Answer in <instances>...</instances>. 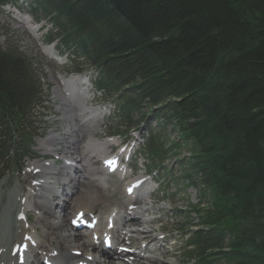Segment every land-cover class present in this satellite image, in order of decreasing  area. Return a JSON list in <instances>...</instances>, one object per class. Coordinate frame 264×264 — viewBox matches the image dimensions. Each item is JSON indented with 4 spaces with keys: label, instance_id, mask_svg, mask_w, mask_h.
I'll list each match as a JSON object with an SVG mask.
<instances>
[{
    "label": "trees",
    "instance_id": "obj_1",
    "mask_svg": "<svg viewBox=\"0 0 264 264\" xmlns=\"http://www.w3.org/2000/svg\"><path fill=\"white\" fill-rule=\"evenodd\" d=\"M18 2L0 0V10ZM30 11L73 70H95L93 86L117 114L114 134L138 131L149 108L151 169L190 141L184 177L211 201L194 211L202 228L186 231L187 264H264V0H33ZM37 74L0 46V168L21 163L38 137ZM171 123L172 146L154 134Z\"/></svg>",
    "mask_w": 264,
    "mask_h": 264
},
{
    "label": "rangeland",
    "instance_id": "obj_2",
    "mask_svg": "<svg viewBox=\"0 0 264 264\" xmlns=\"http://www.w3.org/2000/svg\"><path fill=\"white\" fill-rule=\"evenodd\" d=\"M33 0H19L18 7H15L19 11V16L13 12L12 8H3L0 10V46L2 48H11L16 50L18 53L25 56L30 62L33 68L37 71L38 78L42 83L43 96L45 97L43 101V107L35 109L33 111V119L40 120L34 121L35 124L41 125L36 127L35 133L38 135L37 139L34 141V146L29 147V154L26 156L29 158L28 161H24V165L22 163H18L14 161L11 164H6L5 168H0V196L2 195V199L0 202V226H4L2 222V218L5 219L6 215V228L8 227L10 216L8 214V206L11 204L12 198L9 194L10 191L14 187L18 185V182L24 187V190L27 189L30 180L28 181L27 176L30 171L29 165L34 162H42V160L53 159L56 163V168L61 169L62 163L61 159L66 154V127L68 124L66 121L62 119V111L59 109L60 102L55 93V88H60L58 84H60L58 80V76H63L65 78H69V76L75 74L73 71V66L71 64V60L73 57L67 53L66 51L59 52L60 58H62L66 63L64 66L57 65L54 61L50 60L48 57L44 56L40 50L39 45H52L55 44L54 49H57V42H53L52 44L47 41V33L50 30V25L46 21L45 18L39 17L37 21L32 12L30 11L31 3ZM23 15V16H22ZM26 16H29L32 24L27 23L26 21L23 23L22 19ZM31 25L32 27H30ZM33 27H39V30L36 32ZM36 32V37L35 33ZM79 62H82L80 59ZM87 66H80L79 74L82 76H86L88 78L89 87L86 90V99H87V107L96 108L102 110L103 116L102 120L99 121V129L94 134L96 139L98 138L100 141H111L109 144L107 151L111 152V154L118 153L117 145L118 143H123L121 146L126 147L124 145L125 141H130L129 146L133 143L137 145L139 155L136 156L137 162L133 159L134 155H132V159L130 163H128V179L122 180L120 178H116L114 176H110L107 184V179L104 181L107 185L106 188L97 186L95 183L88 188L87 193L85 194L82 190L78 194L65 195L55 197L52 196L53 212L59 218L58 221L61 225L65 224L64 212H70L76 201H83L85 205L83 208L85 213L89 215L96 216L98 218H102L106 216L112 209H116L119 211H125L127 206L138 202L139 200H131L123 194V187L131 181L138 177L150 178L153 180V184L149 186V189H153L152 194L149 196V211L146 212V218L150 219V224L147 225V228L150 231H153V235L149 233L148 237L142 242L137 240V236L135 235L132 238V245L134 254H139V248L141 246H146L150 248V250L158 249L155 253V264H187V252L186 249V241L189 239L188 235L184 231L189 230H197L201 229V219H199L198 214L194 211L205 210L211 201L210 199V190L208 188L201 187L200 189L194 185L193 187L188 184L185 179V174L188 171L187 168V158L190 149V141L187 142L185 148H181V150L176 151L174 155H169L164 162H161L156 165L153 169L149 170V163L146 157L142 154V147L144 146V139L142 138L143 130L148 127L149 128H157L156 124L153 121L148 120L150 110L146 108L138 113V116L143 115V123L138 121L136 128L139 124H142L140 132L136 130H129V134L126 137H123L122 140L116 138L117 135L114 134L113 130L118 127L117 114L113 112L114 104L111 99L104 98L103 93L97 91L91 86V82L94 83V72L95 70L92 68H86ZM156 108V107H155ZM154 108V109H155ZM137 116V115H136ZM133 119L137 120V117ZM160 122V121H159ZM158 125V124H157ZM156 130V129H155ZM136 131V132H133ZM50 133L59 134V136L64 137L63 140H58L54 145V149L57 154H45L41 143H44ZM120 133H126L123 130H120ZM154 134H160L161 136L167 139L168 144L176 143L177 140H180L179 131L173 123H171L168 127L164 128V130L157 132L154 131ZM90 137L87 134L82 135L80 143L83 141L81 148L84 146V143ZM121 138V137H120ZM79 143V144H80ZM141 148V151L139 152ZM43 158V159H41ZM183 160L185 161L183 163ZM89 163L93 168L100 170V162L97 159L89 160ZM135 165V167H134ZM133 166V167H132ZM21 168V169H20ZM149 173L151 175H149ZM76 173L72 172L71 175L74 176ZM70 175V176H71ZM57 178H60L57 176ZM83 179V177H82ZM53 180V187L56 190L61 191V186L58 184L59 182ZM156 184V185H155ZM60 193V192H59ZM70 193V192H69ZM9 199H8V198ZM70 201V209L63 210L61 205L64 200ZM128 200V202H127ZM9 202V203H8ZM146 203V202H145ZM6 204V213L4 212V206ZM34 204L38 206L37 200H32V206L28 208L31 209L29 214V218L31 222L36 220L37 216H45L50 217V215L44 214L45 210L39 211L35 210ZM39 214V215H37ZM42 216V217H43ZM200 216V214H199ZM43 223V221H42ZM134 224V223H133ZM105 222L101 221L99 227H104ZM83 233L82 231H80ZM39 238L42 237V229L38 230ZM41 235V236H40ZM134 241V242H133ZM124 242H117L116 244L122 245ZM100 244V241H99ZM135 244V245H134ZM76 246V245H73ZM79 248V247H78ZM115 245L113 247V250ZM118 247L116 246V249ZM79 252H82V248H79ZM112 250V251H113ZM37 251V252H36ZM30 255V262H33L36 258L35 263H42V257L39 254V251L36 250ZM109 251V253H112ZM152 256H154L152 254ZM41 257V261L40 260ZM98 258L103 261L101 256ZM111 257H109V262L111 261ZM117 263V262H116ZM223 262L221 261L220 264Z\"/></svg>",
    "mask_w": 264,
    "mask_h": 264
},
{
    "label": "bare ground",
    "instance_id": "obj_3",
    "mask_svg": "<svg viewBox=\"0 0 264 264\" xmlns=\"http://www.w3.org/2000/svg\"><path fill=\"white\" fill-rule=\"evenodd\" d=\"M25 21L30 22L28 17L22 19L23 23ZM60 82L63 87L55 88V93L60 102L59 109L62 111V119L70 124L66 127L65 139L68 146L66 154L61 159L62 167L61 169L56 168L52 160L34 162L28 166L30 172L27 179L30 182L27 189L24 190V187L18 182V185L9 192L12 198L11 204L7 208L10 224L6 228L5 215V219H1L4 226H0V264H38V262H34L36 258L30 262V255L36 250L39 251L42 260H47L52 264H155V260H157L155 253L158 249L152 251L147 246H141L138 255L130 253L131 240L135 235L140 242L145 240L149 233L153 235V231L147 228L150 219L146 218V212L150 208L145 205L147 202L145 200H149V196L152 194V190H149V179L143 183L142 179L138 178L135 181H130L125 187L126 189L124 188L126 195L125 192H128L133 184L139 183V189L133 190L129 197L131 200L139 201L135 202L134 206L129 204L125 211L112 209L106 216L98 218L85 213L83 201H76L74 207L70 209L71 200L68 199L64 200L61 205L63 210H71L68 213L64 212V225L58 221L59 216L54 214L52 196L78 194L81 190L86 194L88 188L94 183L102 189L105 188L104 181L112 174L121 179L128 176V169L125 170L124 166L118 164L116 171H111L106 165V161H118L120 156L109 158V152L106 150L111 141H100L94 135L99 129V121L104 116L99 110L87 107L86 89L84 88L86 79L75 77L65 80L62 78ZM84 134L90 138L81 148L83 141L81 143L80 141ZM63 138L59 134L50 133L45 142L41 143L45 154H57L54 145L58 140L62 141ZM90 159H97L100 162V170L91 166ZM72 172L76 174L72 176ZM53 180L59 182L61 191L53 187ZM1 190L2 188H0ZM2 197L1 195L0 202ZM34 199L39 204L38 206L34 204L35 210H45L44 214L50 215V217L37 216L36 220L31 222L28 213L32 210L28 208L32 206ZM6 207L5 204V213ZM81 213H83V220L94 224V229L84 231V234L74 230L71 226ZM20 215H24V219H20ZM101 221L105 222V226L98 228ZM39 229H42L41 238L38 234ZM103 235L111 242L112 247L109 251H112L115 245L112 253L102 247V242L95 243L96 236L97 240L101 241ZM116 241L124 243L120 245L116 244ZM31 243H34V246H30ZM78 247L82 248V252H79ZM17 249L20 250L17 251ZM76 251L79 252L77 256L75 255ZM98 256H101L103 261ZM109 257L112 259L110 262Z\"/></svg>",
    "mask_w": 264,
    "mask_h": 264
},
{
    "label": "snow or ice",
    "instance_id": "obj_4",
    "mask_svg": "<svg viewBox=\"0 0 264 264\" xmlns=\"http://www.w3.org/2000/svg\"><path fill=\"white\" fill-rule=\"evenodd\" d=\"M123 151V150H122ZM106 165L109 167V170L111 171H116V166H118V161L115 160H108L106 161ZM133 191V188L130 187L128 189L129 194H131V192ZM78 222H84L83 221V213L79 214L77 219L73 221L74 224L78 223ZM109 226L111 227V224H109ZM20 249H17V251H19Z\"/></svg>",
    "mask_w": 264,
    "mask_h": 264
}]
</instances>
